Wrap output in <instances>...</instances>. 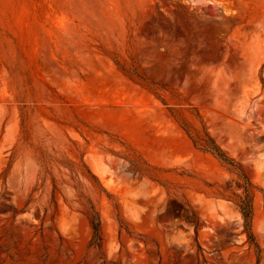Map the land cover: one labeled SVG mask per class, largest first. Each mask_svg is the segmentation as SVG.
Returning <instances> with one entry per match:
<instances>
[{
	"label": "rangeland",
	"instance_id": "1",
	"mask_svg": "<svg viewBox=\"0 0 264 264\" xmlns=\"http://www.w3.org/2000/svg\"><path fill=\"white\" fill-rule=\"evenodd\" d=\"M0 264H264V0H0Z\"/></svg>",
	"mask_w": 264,
	"mask_h": 264
},
{
	"label": "trees",
	"instance_id": "2",
	"mask_svg": "<svg viewBox=\"0 0 264 264\" xmlns=\"http://www.w3.org/2000/svg\"><path fill=\"white\" fill-rule=\"evenodd\" d=\"M194 144L196 145L197 148L214 154L223 163L232 166L233 169H238L239 172L243 174L242 170L240 169V165L233 158L229 157L216 143L214 138L211 137L209 134H207V139L205 140L204 144L200 145L197 141H194ZM240 208L242 214L244 215L245 221L247 222V224H250L252 219L253 207H252V196L247 186H246L245 196L240 204Z\"/></svg>",
	"mask_w": 264,
	"mask_h": 264
}]
</instances>
